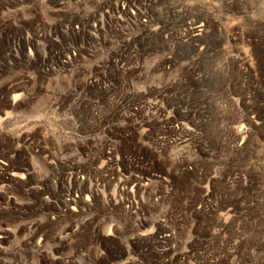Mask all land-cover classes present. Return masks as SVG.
<instances>
[{"label": "rangeland", "instance_id": "1", "mask_svg": "<svg viewBox=\"0 0 264 264\" xmlns=\"http://www.w3.org/2000/svg\"><path fill=\"white\" fill-rule=\"evenodd\" d=\"M193 2L0 0V264H263L264 0ZM71 165L107 194L89 211L57 203Z\"/></svg>", "mask_w": 264, "mask_h": 264}, {"label": "bare ground", "instance_id": "2", "mask_svg": "<svg viewBox=\"0 0 264 264\" xmlns=\"http://www.w3.org/2000/svg\"><path fill=\"white\" fill-rule=\"evenodd\" d=\"M195 2L192 3L193 7L197 8V9H204V7L201 8V4H198V2H196V0H193ZM221 3L226 5V0H221ZM178 8V7H177ZM167 10V12H181V10L179 9V11L176 10V8H165ZM169 14V13H168ZM146 19H149L147 17H144ZM147 21H144V27H148L149 24H146ZM151 23V20H150ZM183 25H185L188 30H189V34L188 37L191 38L192 43L195 45V47H202V36L205 33V25L201 23L200 18H197L196 20H189V19H185L182 21ZM70 25V33H68L67 35H72V34H79V32H74V30L72 29L73 24H69ZM170 23H168V19L166 21H163L161 26H159V32L160 34H164L165 31L168 29V27H170ZM233 41V45L231 47L232 49V53L233 56L231 57V60L233 62H240L242 63L243 66V71L242 73L245 75H249L251 74V70H256L257 67V63H254L253 57H256V59L258 60V54L255 52V56L253 55L254 53L250 52L249 50H246L243 47L242 41L239 40L238 38V34L235 32H232V36H231ZM260 45V44H258ZM256 48V47H255ZM203 51V50H201ZM254 52V51H253ZM259 53V52H258ZM253 55V56H252ZM65 58L67 60H69V56H68V50L65 52L64 54ZM28 60H33V56L30 54ZM75 60V57H74ZM258 64H260L258 62ZM260 68V67H259ZM261 69V68H260ZM260 72V71H259ZM161 112H164V110H162ZM92 163V162H91ZM97 160H94L93 164H96ZM72 166V165H71ZM70 166V167H71ZM80 166V165H79ZM87 166V165H86ZM69 167V168H70ZM72 170V172H75V176H76V180L74 181L73 185L71 187H69V189L62 191V194L60 195L57 203L59 205L60 208L64 209V210H81L83 208V211H89L93 208V205L100 201L101 199H106L107 198V194L99 189H103V187L100 186V184L98 183V181H95V185L90 184V182L92 181L91 179V173L90 171L86 168V167H75L72 166L70 168ZM69 170V169H68ZM103 170L108 174L111 175V160L106 158L105 162H104V168ZM7 172H8V165L6 164V162H3V160H1L0 158V179L5 178L7 176ZM187 173V172H186ZM126 187L127 184L124 182H119L118 184H116L114 192L119 194V193H125L126 192ZM40 196L43 195V193H39ZM206 200L209 201V199L212 197L211 193H207L206 195ZM109 201H112V198H109ZM47 202V201H46ZM85 209V210H84ZM132 208L131 205L128 208V215L130 214ZM31 228H35V225H33V223L30 224ZM165 232H161L159 235H165ZM9 233L4 231V230H0V242H2V240H5L6 238H8ZM44 237V236H43ZM43 237L41 234L36 233L35 231L31 232L30 236L27 238L29 243L33 244V247L35 248V250L40 251L42 244H43ZM169 236H162V237H157L158 240H161L163 242L168 240ZM258 251L260 252V255L262 256V259L264 260V245L261 246ZM31 254L32 250L29 251L27 248H19L16 250L15 254H14V262L11 264H27L25 261L22 260V255L28 253ZM158 255H162V253H158ZM136 264V263H135ZM140 264V263H137ZM162 264H164V262H162ZM264 264V262H263Z\"/></svg>", "mask_w": 264, "mask_h": 264}]
</instances>
